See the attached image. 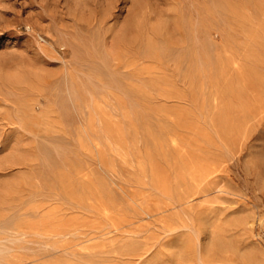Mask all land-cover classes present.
<instances>
[{"label":"rangeland","instance_id":"374dc122","mask_svg":"<svg viewBox=\"0 0 264 264\" xmlns=\"http://www.w3.org/2000/svg\"><path fill=\"white\" fill-rule=\"evenodd\" d=\"M0 264H264V0H0Z\"/></svg>","mask_w":264,"mask_h":264},{"label":"bare ground","instance_id":"6f19581e","mask_svg":"<svg viewBox=\"0 0 264 264\" xmlns=\"http://www.w3.org/2000/svg\"><path fill=\"white\" fill-rule=\"evenodd\" d=\"M124 28V27H123ZM157 45V44H156ZM192 199V198H191Z\"/></svg>","mask_w":264,"mask_h":264}]
</instances>
